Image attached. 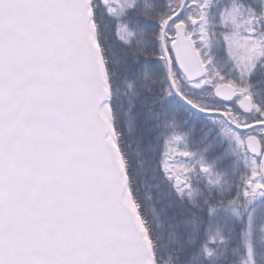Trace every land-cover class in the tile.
I'll list each match as a JSON object with an SVG mask.
<instances>
[{
  "label": "snow or ice",
  "instance_id": "obj_1",
  "mask_svg": "<svg viewBox=\"0 0 264 264\" xmlns=\"http://www.w3.org/2000/svg\"><path fill=\"white\" fill-rule=\"evenodd\" d=\"M0 264H264V0H0Z\"/></svg>",
  "mask_w": 264,
  "mask_h": 264
}]
</instances>
